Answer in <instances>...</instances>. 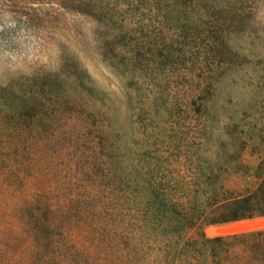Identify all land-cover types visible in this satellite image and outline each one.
<instances>
[{
  "label": "rangeland",
  "instance_id": "1",
  "mask_svg": "<svg viewBox=\"0 0 264 264\" xmlns=\"http://www.w3.org/2000/svg\"><path fill=\"white\" fill-rule=\"evenodd\" d=\"M261 174L264 0L0 9V264L118 253L152 177L182 190L197 176L211 205ZM259 229L260 216L204 227Z\"/></svg>",
  "mask_w": 264,
  "mask_h": 264
},
{
  "label": "trees",
  "instance_id": "2",
  "mask_svg": "<svg viewBox=\"0 0 264 264\" xmlns=\"http://www.w3.org/2000/svg\"><path fill=\"white\" fill-rule=\"evenodd\" d=\"M40 2L0 0V9H35ZM155 178L149 181L152 201L138 203L122 215L123 245L118 253L104 257L80 253L71 259L61 251L57 264H264V229L216 237L204 231L208 225L264 217V174L247 195L225 196L211 205L202 199L209 191L197 185V176L178 179L186 186L182 190L171 186V179ZM181 191V196L193 199L179 200ZM42 246L37 252L48 255Z\"/></svg>",
  "mask_w": 264,
  "mask_h": 264
}]
</instances>
